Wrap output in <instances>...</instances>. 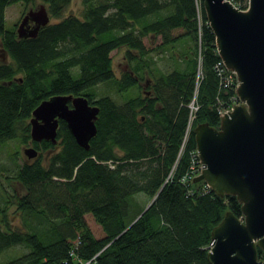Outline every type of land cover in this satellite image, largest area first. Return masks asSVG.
I'll return each mask as SVG.
<instances>
[{
	"label": "trees",
	"instance_id": "trees-1",
	"mask_svg": "<svg viewBox=\"0 0 264 264\" xmlns=\"http://www.w3.org/2000/svg\"><path fill=\"white\" fill-rule=\"evenodd\" d=\"M34 1L0 0V50L8 57L0 61V144L31 140L33 109L54 95L85 96L97 106V134L84 150L59 121V148L31 140L39 154L13 176L25 192L16 216L0 206V254L17 246L23 252L0 264H209L213 228L227 212L238 218L242 212L234 196L204 192V182L187 176L195 127H218V109L235 96L220 87L215 37L200 0H82L81 16L19 38L15 27H5V9ZM39 1L53 18L71 2ZM230 1L240 10L248 6V0ZM175 29L183 33L173 36ZM148 35L160 36V52L182 42L184 68L149 76L156 70L143 42ZM122 47L128 70L117 78L110 53ZM145 75L153 96L138 92ZM108 82L117 93L138 91L122 104L108 95L96 98L94 88ZM139 194L146 204L138 203ZM257 257L264 260V251L257 248Z\"/></svg>",
	"mask_w": 264,
	"mask_h": 264
},
{
	"label": "water",
	"instance_id": "water-1",
	"mask_svg": "<svg viewBox=\"0 0 264 264\" xmlns=\"http://www.w3.org/2000/svg\"><path fill=\"white\" fill-rule=\"evenodd\" d=\"M200 2L215 37L217 55L237 76L236 94L241 102L229 114L224 113L218 127L204 123L194 129L202 164L194 181H204L219 196H234L242 212V218L227 212L213 228L208 262L264 264L257 257V248L264 251V0H248L245 10L230 0ZM49 22L45 6L30 9L22 17L17 35L36 37ZM98 113L99 108L85 96H51L33 109L30 138L55 144L59 121H63L76 144L88 150L97 134ZM23 153L28 159L38 155L34 147L24 148Z\"/></svg>",
	"mask_w": 264,
	"mask_h": 264
},
{
	"label": "rangeland",
	"instance_id": "rangeland-1",
	"mask_svg": "<svg viewBox=\"0 0 264 264\" xmlns=\"http://www.w3.org/2000/svg\"><path fill=\"white\" fill-rule=\"evenodd\" d=\"M42 5L45 6L47 9V5L39 0H36L29 4L18 2L8 5L5 9V27L6 28L15 27L17 30V27L23 15L26 12H28L30 9L32 10L39 9ZM82 10H83L82 0H71L69 5L65 8L64 12L62 13V16L60 18H53L52 16H50L49 23L57 22L60 19L67 17L69 15H75L79 17L81 16ZM182 33H183L182 29H175L171 32L173 36H178ZM143 42L147 49L152 50V53L150 55L153 58L152 60L154 61L152 67H154V69L156 70L154 71L153 74L149 75L152 78L154 74H158L159 72L168 74L181 64H182L181 67L184 68L185 65L184 59L187 58L186 57L187 51H184V49H182L181 47L182 42H179L173 50L165 51V52H160L157 49V47L161 43L160 36L154 37L153 35H148L143 38ZM125 50L126 48L122 47L119 49H115L110 53V56L112 58V67L115 76L117 78L121 77V73L128 70V64L125 58ZM4 60H8V57L7 55L3 54V52L0 50V61H4ZM200 72H201L200 66H198L196 69L197 80L201 75ZM139 85H140V89L139 91L138 90L136 91H138L142 96H148L149 93H151L152 83L150 77L145 75L144 79L139 83ZM94 90H95L96 98L99 96L108 95L118 104H122L123 100L129 97H133L137 93L134 89L117 93V89L112 82L101 83L98 86H96ZM149 96H153V95L150 94ZM192 102L190 103L189 107L192 106ZM240 103L241 102L238 101L237 105H239ZM194 112L195 111H193L192 114H194ZM53 145H55L56 149L59 148L60 141H57ZM26 147H34L33 144L31 143V140H29L27 143H21L18 140H13L6 142L4 144H0V206L1 207L6 206L5 211L8 216L10 215H12L13 217L16 216V207L18 202L17 199L23 196L25 193L22 185L13 178L15 170L17 169L18 166H20L24 162H30L37 158L35 157L32 159H28L23 153V150ZM42 154L46 155L47 152H43ZM201 172L197 173L195 177L199 176ZM192 180L194 181V179ZM200 182H204V181H200ZM136 198L140 205L146 204L148 201V198L143 194L136 195ZM85 220L91 231L94 233V235L101 236L100 228L95 224L93 218L90 215H87L85 216ZM22 252L23 249L20 246L12 247L6 250L5 252H3L2 254H0V260L2 261L8 260L9 258L20 255ZM85 264H89V263L87 262Z\"/></svg>",
	"mask_w": 264,
	"mask_h": 264
},
{
	"label": "built area",
	"instance_id": "built-area-1",
	"mask_svg": "<svg viewBox=\"0 0 264 264\" xmlns=\"http://www.w3.org/2000/svg\"><path fill=\"white\" fill-rule=\"evenodd\" d=\"M215 69H216L218 76L220 78V87L227 89V90L235 91V96L229 100V103L225 107L218 109V114H219V117L221 119L225 115L224 113L229 114L230 112H232L234 107L237 105V102L239 101L237 94H236V89L238 87V79H237L236 74L232 70L228 69L224 65L223 61L220 58H219V61L217 62L216 66H215ZM193 105L194 104L192 102V106L190 107L191 113L193 111H196V109H197ZM191 121H192V116H190V120L187 124L186 132H185V136H184L181 148H184L188 134L191 131V128H192L191 127L192 126ZM201 171H202V164H201V161L198 157L197 150H195V152H193L191 154V165L189 168V174L187 175L188 179L189 180L194 179L195 175ZM203 190H205V192H207V191L211 190V188L205 183V188Z\"/></svg>",
	"mask_w": 264,
	"mask_h": 264
},
{
	"label": "flooded vegetation",
	"instance_id": "flooded-vegetation-1",
	"mask_svg": "<svg viewBox=\"0 0 264 264\" xmlns=\"http://www.w3.org/2000/svg\"><path fill=\"white\" fill-rule=\"evenodd\" d=\"M26 13H27V12H26ZM26 13H25V14H26ZM25 14H24V15H25ZM24 15H23V16H24ZM29 25H30L29 27H33L34 23H31V22H30Z\"/></svg>",
	"mask_w": 264,
	"mask_h": 264
}]
</instances>
